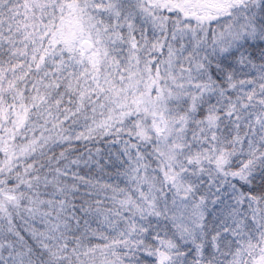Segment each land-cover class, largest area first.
<instances>
[{
    "label": "snow or ice",
    "instance_id": "1",
    "mask_svg": "<svg viewBox=\"0 0 264 264\" xmlns=\"http://www.w3.org/2000/svg\"><path fill=\"white\" fill-rule=\"evenodd\" d=\"M0 264H264V0H0Z\"/></svg>",
    "mask_w": 264,
    "mask_h": 264
}]
</instances>
